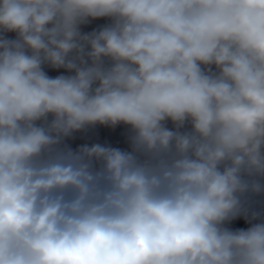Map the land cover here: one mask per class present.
Instances as JSON below:
<instances>
[{"label":"clouds","instance_id":"clouds-1","mask_svg":"<svg viewBox=\"0 0 264 264\" xmlns=\"http://www.w3.org/2000/svg\"><path fill=\"white\" fill-rule=\"evenodd\" d=\"M258 198L264 0H0V264H264Z\"/></svg>","mask_w":264,"mask_h":264},{"label":"water","instance_id":"water-1","mask_svg":"<svg viewBox=\"0 0 264 264\" xmlns=\"http://www.w3.org/2000/svg\"><path fill=\"white\" fill-rule=\"evenodd\" d=\"M258 199L264 200V198H258ZM231 227L240 228V227H247V225L245 224V222L242 219H240V220L234 221L232 223Z\"/></svg>","mask_w":264,"mask_h":264}]
</instances>
